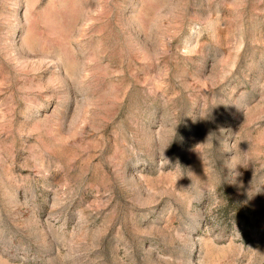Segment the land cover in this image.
Masks as SVG:
<instances>
[{"label":"rangeland","instance_id":"374dc122","mask_svg":"<svg viewBox=\"0 0 264 264\" xmlns=\"http://www.w3.org/2000/svg\"><path fill=\"white\" fill-rule=\"evenodd\" d=\"M0 264H264V0H0Z\"/></svg>","mask_w":264,"mask_h":264}]
</instances>
